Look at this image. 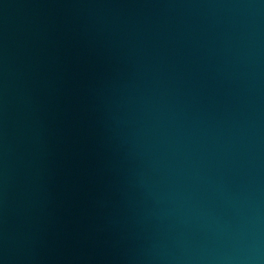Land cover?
Wrapping results in <instances>:
<instances>
[{
	"label": "water",
	"instance_id": "1",
	"mask_svg": "<svg viewBox=\"0 0 264 264\" xmlns=\"http://www.w3.org/2000/svg\"><path fill=\"white\" fill-rule=\"evenodd\" d=\"M0 264H264V0H0Z\"/></svg>",
	"mask_w": 264,
	"mask_h": 264
}]
</instances>
